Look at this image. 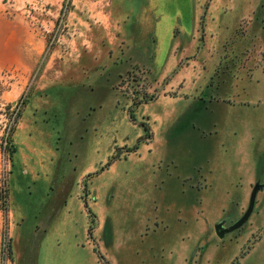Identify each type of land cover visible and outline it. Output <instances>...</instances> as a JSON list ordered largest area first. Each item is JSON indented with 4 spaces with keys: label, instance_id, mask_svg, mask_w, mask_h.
<instances>
[{
    "label": "rangeland",
    "instance_id": "rangeland-1",
    "mask_svg": "<svg viewBox=\"0 0 264 264\" xmlns=\"http://www.w3.org/2000/svg\"><path fill=\"white\" fill-rule=\"evenodd\" d=\"M263 93L264 0H0V264H264Z\"/></svg>",
    "mask_w": 264,
    "mask_h": 264
},
{
    "label": "crops",
    "instance_id": "crops-1",
    "mask_svg": "<svg viewBox=\"0 0 264 264\" xmlns=\"http://www.w3.org/2000/svg\"><path fill=\"white\" fill-rule=\"evenodd\" d=\"M253 94H249L248 96L251 97ZM263 94H259L256 95L255 97H259L261 98V96H263ZM232 104V102H231ZM231 104H228V106H230ZM261 106V105H259ZM264 108V106H261ZM251 167H253V164L251 163ZM255 169V167H253ZM254 169L251 170V168H249V171L247 172L248 178H247V184H246V189L242 191V193H247L249 195H255V204L256 207L258 205L259 202L264 203V196H261V194H264V175L263 176H259V173H257ZM186 184L183 187H186V191H195L196 189L200 192V189H198L196 187L197 184V178L193 179L192 176H187L186 177ZM259 195L261 197H259ZM163 223V222H162ZM94 260L96 261L97 264H99L97 258L94 255Z\"/></svg>",
    "mask_w": 264,
    "mask_h": 264
},
{
    "label": "trees",
    "instance_id": "trees-1",
    "mask_svg": "<svg viewBox=\"0 0 264 264\" xmlns=\"http://www.w3.org/2000/svg\"><path fill=\"white\" fill-rule=\"evenodd\" d=\"M21 107V106H20ZM17 108L14 113H15V117L18 118L20 116V111H21V108ZM10 108V107H9ZM131 119L133 118L132 114L130 115ZM144 130L146 131L147 130V127L145 126L144 127ZM12 129L10 130L8 136L6 137L5 139V143L4 145H1L0 148L2 149V151L7 154L9 156V160L12 161L13 160V157L16 153V148L15 146L13 145V138H12ZM110 165V161L107 163L106 166H109ZM9 252L11 253V246L9 245ZM104 264H107L104 262Z\"/></svg>",
    "mask_w": 264,
    "mask_h": 264
}]
</instances>
